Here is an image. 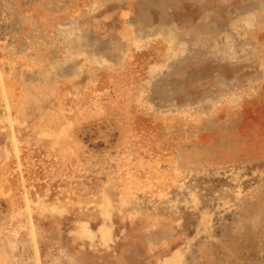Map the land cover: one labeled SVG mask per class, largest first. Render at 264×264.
<instances>
[{
	"label": "rangeland",
	"instance_id": "1",
	"mask_svg": "<svg viewBox=\"0 0 264 264\" xmlns=\"http://www.w3.org/2000/svg\"><path fill=\"white\" fill-rule=\"evenodd\" d=\"M71 256L264 264V0H0V264Z\"/></svg>",
	"mask_w": 264,
	"mask_h": 264
},
{
	"label": "crops",
	"instance_id": "2",
	"mask_svg": "<svg viewBox=\"0 0 264 264\" xmlns=\"http://www.w3.org/2000/svg\"><path fill=\"white\" fill-rule=\"evenodd\" d=\"M159 221H160V220H159ZM159 221H157V220H153L154 224H155V222H159ZM72 237H74V236H70V238H72ZM67 243H68V242H67ZM79 243H81V242L78 241V239H77V241L74 242V244H79ZM71 244H72V243H71ZM74 250H77V251H78V249L75 248V247H74ZM67 263H68V262H67ZM82 263L87 264L85 261H81V262H79V260H77L75 256H71L70 259H69V263H68V264H82Z\"/></svg>",
	"mask_w": 264,
	"mask_h": 264
},
{
	"label": "bare ground",
	"instance_id": "3",
	"mask_svg": "<svg viewBox=\"0 0 264 264\" xmlns=\"http://www.w3.org/2000/svg\"><path fill=\"white\" fill-rule=\"evenodd\" d=\"M16 116H14V115H11L10 116V121H11V125H12V127L15 129V127H16V125H15V123H16ZM17 123H18V121H17Z\"/></svg>",
	"mask_w": 264,
	"mask_h": 264
}]
</instances>
